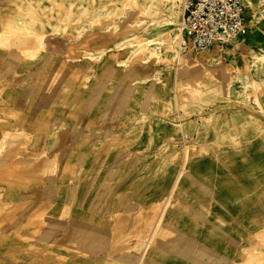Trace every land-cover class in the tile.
Here are the masks:
<instances>
[{"label": "crops", "instance_id": "0c3cea01", "mask_svg": "<svg viewBox=\"0 0 264 264\" xmlns=\"http://www.w3.org/2000/svg\"><path fill=\"white\" fill-rule=\"evenodd\" d=\"M251 2L246 36L215 44L202 59L224 60L240 96L254 84L262 100L219 101L209 110L223 117L183 115L167 123L159 104L149 112L143 86L132 89L94 58L65 64L69 59L56 55L69 46V33L85 30L96 45V0H0V131L18 132L25 157L60 159L53 177L44 169L41 180L0 183V195L15 206L13 221L0 229V264H101L95 235L88 241L92 257L84 254L85 222L96 221L86 207H96L101 173L126 195L110 198V206H147L142 232L157 220L158 235L140 264H249L248 255L264 249V20L252 18L263 1ZM27 30L30 39L48 34L46 50L19 37ZM51 76L58 83L46 86L43 78ZM188 142L198 149L175 182ZM167 195L172 199L155 216L152 208ZM136 217L108 214L110 221Z\"/></svg>", "mask_w": 264, "mask_h": 264}, {"label": "rangeland", "instance_id": "374dc122", "mask_svg": "<svg viewBox=\"0 0 264 264\" xmlns=\"http://www.w3.org/2000/svg\"><path fill=\"white\" fill-rule=\"evenodd\" d=\"M262 1L263 5L252 12V18L255 17L258 22L264 20V0ZM248 3H252L251 0H246L245 9ZM171 8L175 12L174 16H170ZM247 15L250 16L251 13L248 12ZM179 17V0L174 6L169 0H96V45L89 43L93 35L84 34L85 30L69 33L66 35V42H69V46L66 50L61 47L56 49V55L68 58L69 61L65 64H73L72 62L80 57L94 58L96 65L99 63L103 69L115 71L117 77H123L126 85L132 89L143 86L148 93L149 112L156 111L159 104L163 108L167 123L179 116L182 118L183 115L202 119L223 117L221 115L212 116V111L209 110L219 101L237 102L246 99L260 102L262 99L256 92L258 86L254 84L246 85L249 87L245 89L246 95L240 96L242 93L238 91L237 77L230 69L221 68L224 60L212 65L204 64L202 57L211 53L209 50L197 54L188 53L181 57L182 61L179 64L175 53L176 45L174 44V48L172 46V38L176 35ZM92 25L90 24V27ZM32 34L30 30H27L19 37L34 41L37 51L46 50L45 42L48 34L46 32L36 33L34 39L28 38ZM79 38L83 40L77 45ZM149 40L151 41L148 46L146 41ZM237 41L239 38L232 39L231 43L235 44ZM213 55H216L218 59L221 51L217 50ZM205 59H207L206 56ZM250 60L251 63L255 62L253 57ZM186 61H201L202 65L187 68ZM104 65H106L105 68ZM56 77H44L45 85H57ZM19 140L20 136L16 131L8 128L0 131V183H28L39 180L43 177L40 172L44 169L48 172L46 176H55L60 159L40 156L25 157L23 151L25 145L17 143ZM196 149L198 146L195 143L189 144L188 142L187 145L182 146L178 163H181L182 168L175 182H178L182 176L187 157ZM108 182V173L97 175L96 207H86L89 210L85 213L95 214L96 221L85 222V257H92V247L89 248L88 241L92 240L95 235L96 257L99 258L98 255H101V264H140L148 241L158 235V227L155 230L157 220L150 221L148 227L142 232L140 215L147 212L149 208L147 206H110V198L115 202L116 198H124L126 195L124 190L115 189V185L113 189H110ZM127 196L131 197V193ZM169 198L170 195H167L161 204L152 208L155 216L162 213L164 207L170 202ZM13 209L15 206L5 201L3 195H0V229H4L8 223L13 221L11 215ZM109 213H117L118 217L119 215L137 214L138 222H125L124 219L110 221ZM94 227L96 228L95 234ZM262 239L264 240V234ZM262 245L264 246V242ZM126 255L131 259L130 261L119 259ZM247 259L249 264H264V249L258 252L254 250Z\"/></svg>", "mask_w": 264, "mask_h": 264}, {"label": "built area", "instance_id": "2783aa9c", "mask_svg": "<svg viewBox=\"0 0 264 264\" xmlns=\"http://www.w3.org/2000/svg\"><path fill=\"white\" fill-rule=\"evenodd\" d=\"M246 0H181L176 56L201 53L248 33Z\"/></svg>", "mask_w": 264, "mask_h": 264}, {"label": "bare ground", "instance_id": "6f19581e", "mask_svg": "<svg viewBox=\"0 0 264 264\" xmlns=\"http://www.w3.org/2000/svg\"><path fill=\"white\" fill-rule=\"evenodd\" d=\"M169 2L170 3H172V6H174V5H176V3L178 2V0H169ZM179 3H180V0H179ZM175 15V12H174V10H172V8H171V10H170V16H174ZM176 36V35H175ZM175 36L172 38L173 39V44H175ZM151 40H149V41H146V44L148 45L149 44V42H150ZM149 46V45H148ZM156 51V50H155ZM181 59L182 58H178V62L180 63V61H181ZM10 142V141H9ZM22 143V142H21ZM10 144V143H9ZM13 151V150H12ZM15 151V150H14ZM15 154V153H14ZM13 154V155H14ZM11 158V157H10ZM16 160V159H15ZM6 164V163H5ZM16 164V163H15ZM2 165V164H1ZM13 164H11V166H12ZM14 167H15V165H14ZM11 169V168H10ZM2 172V171H1ZM15 172H16V170H15ZM5 173H7L8 174V172H5ZM7 174H6V176H7ZM14 175V174H13ZM2 176V175H1ZM176 187V186H175ZM170 194H172V192L170 193ZM171 197V196H170ZM170 199H172V198H170ZM168 203V202H167ZM68 204V203H67ZM69 206V205H68ZM67 206V207H68ZM162 216V215H161ZM158 222H159V220H158ZM156 228V227H155ZM154 230V229H153ZM155 231V230H154ZM153 231V232H154ZM147 245H149V243L147 244ZM148 247V246H147ZM144 249H147V248H144ZM145 250H143V252H144ZM143 255V254H142ZM141 255V256H142ZM145 255V254H144ZM143 255V256H144ZM140 260V259H139Z\"/></svg>", "mask_w": 264, "mask_h": 264}]
</instances>
